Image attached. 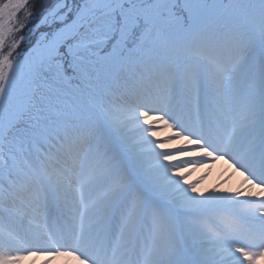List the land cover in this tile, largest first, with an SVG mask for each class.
I'll list each match as a JSON object with an SVG mask.
<instances>
[{"label":"bare ground","instance_id":"6f19581e","mask_svg":"<svg viewBox=\"0 0 264 264\" xmlns=\"http://www.w3.org/2000/svg\"><path fill=\"white\" fill-rule=\"evenodd\" d=\"M28 1L8 0L0 8V56ZM243 10L225 16L236 17L232 22L205 13L185 32L176 22L171 27L177 35L166 32L161 39L152 33L123 58L84 57L70 84L36 80V97L18 114L0 151V264H168L167 257L176 259L173 264H264V228L256 225L264 222V183L257 185L264 182V149L256 150L262 154L251 175L256 181L237 169L250 155L248 148L264 144L259 132L264 111L254 95L256 89L264 92V1ZM199 35L210 61L181 50L180 40ZM215 89L224 94L217 112L229 119L228 136L212 135L208 128L215 119V111H206L209 92ZM85 97L95 106L86 105ZM142 108H164L174 127L154 123L156 112ZM185 136L198 142L188 143ZM193 145L210 149L201 153ZM45 163L78 171L70 188L81 204L72 203L71 225L62 198L70 188L57 178L54 185L46 183L37 173ZM134 186L144 196L140 200L128 193ZM29 191L37 194V211L19 203ZM158 200L166 217L158 216V228L134 216L149 214ZM57 207L64 210L55 212ZM185 213L211 215L222 238L203 239ZM164 228L172 231V240L160 235ZM113 243L118 254H112Z\"/></svg>","mask_w":264,"mask_h":264},{"label":"rangeland","instance_id":"374dc122","mask_svg":"<svg viewBox=\"0 0 264 264\" xmlns=\"http://www.w3.org/2000/svg\"><path fill=\"white\" fill-rule=\"evenodd\" d=\"M262 1L264 0H58L54 3L52 9H48L42 15L39 19L40 22L36 26L29 29L24 36L19 37L18 33L27 24L32 23L33 20H38L29 7H27L22 11L20 17H18L12 36L7 41L5 49L0 56V151L2 150L6 136L16 123L18 114L24 112L27 109L29 101L36 97L35 82L37 79L43 78L48 80L53 78L59 83L64 81L70 84L71 77L75 73L74 67L79 66L78 61L83 60L84 57L111 56L123 58L137 41L146 39L148 36L152 37V33H155L161 39H163L161 36L166 32L170 35L172 33L173 35H177L176 30H174L175 28H172L175 27L174 24L176 22H179L183 29L185 28L182 32H185L194 21L201 19L205 13H211L210 15L206 14L205 18L214 15L223 18L226 22H232L236 20V17L227 21L225 16L228 13L236 10L245 12L243 9L247 11L252 10ZM2 4L3 0H0V5ZM168 28L169 31H167ZM261 32L264 36V15L262 16ZM36 33H38L37 37L33 41L32 36H35ZM202 35L206 36L205 32ZM186 37L188 38H186V41L180 40L182 45L181 50L196 57L198 56L200 60L210 61L208 59L209 56L203 52V48L207 43L202 41L200 35ZM198 38H201V40ZM117 44L118 48L115 49ZM218 45L220 46L221 44L217 42L216 46ZM216 46H212V52ZM233 52H236V50ZM239 54L241 52L239 53L238 51L237 56ZM126 74V71H123L121 76ZM229 74L231 72H227V76ZM72 87L76 88L75 85H72ZM209 94L214 103L210 100L211 103L208 104L206 111H215V119L210 120L209 131L212 135L228 136L229 125L227 121L229 119L217 112V110L219 111L218 106L224 94L222 95L217 89L211 90ZM39 95L43 99L47 97L43 92ZM254 95L258 97L260 109L264 111V92L262 94L259 89H256ZM84 102L91 107L95 106L87 98L84 99ZM186 104L189 106L195 105L190 99H187ZM68 106L70 109L74 107L71 103H67L66 107ZM163 109L145 110L142 108L146 112H156V115L153 117L154 123L164 122L174 127L173 117L167 110ZM96 110L98 111V108ZM193 120L199 127V120L195 118ZM224 128L228 129L224 130ZM259 132L264 136V132H261V130ZM185 138L188 143L198 142V138H193L192 136H185ZM238 143L236 142V144L231 146L232 151L238 147ZM261 143L263 142L258 143L261 147L256 144L255 146L252 145L250 150L248 148L250 155L242 162L241 167L237 168L243 174L250 177L251 180H254L251 175L257 169L254 165L261 162L262 154L259 152L260 150L256 151L264 149V144ZM57 144H59V141H55V146ZM191 150L202 153L209 149L205 145H193V149ZM100 154L102 156V153ZM37 173L41 175L45 182L47 181L46 183L51 182L54 185V183H58L55 182V178H57V180H61V183L66 184L65 187L69 188L76 185L78 175V171L74 167L69 166V164L53 163L42 164ZM118 182L120 185L123 184L122 180ZM132 188L128 190L131 196L138 198L137 200L144 197H140L142 194L139 193L140 187L139 189L136 186ZM65 191L66 193H64L65 195L62 198L66 202L63 204L66 207L64 206L63 208L66 212L69 211L67 214L65 212L69 218L68 222H66L68 225H71L70 219H74L73 213L76 214L75 206L72 203H81L79 199L75 198V194L72 193L71 188ZM142 192L145 195L144 190ZM36 196L35 192L29 191L26 196L18 197L19 203L23 204L22 206L25 208L37 211L38 209L34 206L36 204ZM128 203L130 204V202ZM164 206V202L158 200L154 206L150 207L152 210H150L149 214H144L142 211H134V216L137 219L146 220L151 227L157 226L158 228V216L164 217ZM63 208L57 207L54 211L56 212L59 209L58 212L60 213L61 209L64 210ZM158 209H163V213H160ZM16 210L19 212L20 207ZM80 213L84 214L82 211ZM184 215L193 223V229L198 234H201L203 239H210V237L222 238L218 232V227L214 226L209 219L211 215L200 217L194 214L190 215L189 213H185ZM13 216L11 215L12 219ZM231 217L235 220L234 224L237 227L243 226L242 221L237 217L232 215ZM61 218L64 219V216ZM164 218L166 219V217ZM31 222H37V220ZM91 223H94V221H91ZM256 225H262L264 228V222L263 224L256 222ZM160 232L164 240H172L173 234L170 229L164 228ZM91 235L92 233L84 236L81 235L80 238H89ZM231 235L237 238L235 234ZM245 238L248 237L245 236ZM44 241H46V238ZM113 246H115L114 250L116 252H112V254H118L119 248L114 243ZM228 247L234 253L241 252L242 249L239 246L237 247V245H228ZM171 248L176 250V252L179 251L176 246H172ZM160 253L162 254L163 252H156V254ZM107 256L110 257V255ZM121 256L123 257L122 253ZM175 260L174 257H167L168 264H173Z\"/></svg>","mask_w":264,"mask_h":264},{"label":"trees","instance_id":"16d2710c","mask_svg":"<svg viewBox=\"0 0 264 264\" xmlns=\"http://www.w3.org/2000/svg\"><path fill=\"white\" fill-rule=\"evenodd\" d=\"M6 0H3V3L5 2ZM58 1V0H32L29 4H28V7L29 9L34 13L36 19L38 20H33L32 23L30 24H27L26 27L21 30L19 33H18V36H24L27 31L31 28H33L34 26L37 25L39 21V19L42 17V15L47 12L48 9H52L53 6H54V3ZM1 7V5H0ZM37 34L35 36H32V40L34 41L35 40V37H37Z\"/></svg>","mask_w":264,"mask_h":264}]
</instances>
